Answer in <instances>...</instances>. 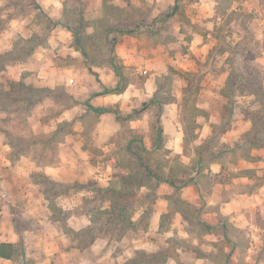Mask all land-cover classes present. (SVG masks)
Returning <instances> with one entry per match:
<instances>
[{
    "label": "clouds",
    "instance_id": "1",
    "mask_svg": "<svg viewBox=\"0 0 264 264\" xmlns=\"http://www.w3.org/2000/svg\"><path fill=\"white\" fill-rule=\"evenodd\" d=\"M0 264H264V0H0Z\"/></svg>",
    "mask_w": 264,
    "mask_h": 264
}]
</instances>
